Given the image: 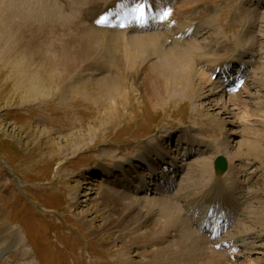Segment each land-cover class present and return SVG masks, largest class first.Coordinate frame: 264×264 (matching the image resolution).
I'll return each mask as SVG.
<instances>
[{
  "label": "rangeland",
  "instance_id": "rangeland-1",
  "mask_svg": "<svg viewBox=\"0 0 264 264\" xmlns=\"http://www.w3.org/2000/svg\"><path fill=\"white\" fill-rule=\"evenodd\" d=\"M167 1L181 5V0H163L157 7ZM209 4L211 16L190 26L185 36L195 39L201 52L209 53L194 65L211 80V66L244 59L249 68L243 74L242 90L229 94L225 86L201 85L195 96L167 95L157 102L128 81L125 89L132 97L116 106V117L109 110L113 98L108 97L110 82L105 78L118 77L126 70L116 67L112 55L99 59L100 69L88 67L94 58L83 60L65 81L66 89L56 86L47 96V58L56 51L47 31L38 40L28 34L22 41L19 36L17 44L11 39V26L0 23V248L4 245L0 264H139L147 259L138 255L147 242L133 244L119 238L130 224L103 227L112 212L103 203L102 192L112 187V179L104 171L100 175L93 171L102 164L113 167L117 161L136 160L149 143L167 147L179 165L174 171L181 175L169 191L166 187L173 182L166 177H173L172 170L161 174L166 192L163 188L160 192L163 183L150 182L146 170L144 179L153 190L146 193L137 187L139 202L152 201L157 210L159 200L170 197L179 202L182 215L189 220L186 207L192 197L202 195L213 179H219L231 194L229 201L239 204V217L222 235L228 245L220 238L216 248L207 232L198 230L209 239L210 247L224 253L227 264H264V225L256 222L254 213L264 206V0H209ZM166 16H161L164 24L154 29L128 32H166L160 44L169 49L172 37L187 25L177 29L174 23L170 29L166 23L171 18ZM61 37L55 41L60 46ZM164 53L160 50L149 63ZM238 63L235 69L240 68ZM69 81L72 90L66 86ZM212 88L217 94L205 97ZM209 99L225 103L229 111L212 107ZM91 127L99 129L90 131ZM78 140L81 143L76 144ZM219 154L229 163L223 174L213 168ZM190 226L197 230L195 223ZM172 235L166 236L165 244H170ZM230 244H237L239 256H229Z\"/></svg>",
  "mask_w": 264,
  "mask_h": 264
},
{
  "label": "bare ground",
  "instance_id": "bare-ground-1",
  "mask_svg": "<svg viewBox=\"0 0 264 264\" xmlns=\"http://www.w3.org/2000/svg\"><path fill=\"white\" fill-rule=\"evenodd\" d=\"M160 1L163 0H0V23L6 22L11 26V39L17 44L19 36L22 41L28 34L38 40L41 32L47 31V34H45L51 41L53 50L56 49V53L54 52L52 57L51 54H48L51 58H47V68L49 70H47V89H44L47 91V96L54 87H64L65 81H68L69 76L74 73V70L76 71L83 60L96 59H91L92 61L88 62V67L97 69L101 57L107 54L108 56L112 55L110 57L113 60L115 59L116 67L126 70L118 77H104L106 82H110L107 89L108 97H111V100L113 98V102L109 104V110L111 113L113 109L115 113L112 112V116L116 117V109L118 108L116 106L123 105L132 97L125 89L128 81H130V85L137 84L139 89H144L150 100L157 102H160L167 95L171 97L195 96L201 85H212L213 87L222 85L221 81L216 83L209 80L205 76V71L200 72L194 65L198 59L207 57L209 53L201 52L195 39L185 37L186 34L189 35L190 26L211 16L212 7L209 0H181V5H173L170 1L169 4H166V7H171L168 9L161 5L156 7ZM154 3L157 17L156 19L149 17V24L154 23L155 25L158 22H160L158 24H163L161 23L163 20L161 16L170 13L166 16L168 20L171 18L170 23H168L170 29H174L172 25L174 23H177V29L187 25L185 30L177 31L176 36L178 38L172 37L173 44L169 49H164L160 44L161 39L167 35L166 32L134 35L129 34L132 30L127 29V24L131 23L130 21L136 22L139 29L145 27L146 25H142L135 14L141 5L144 6L143 13H148ZM101 19L112 20L108 22L111 26H99V24L104 25V23H98ZM173 19L174 21L171 23ZM115 20L122 24H113ZM15 28H18V31ZM143 29L141 28V30ZM59 35L62 36L60 38L63 43L61 46L55 43L56 39L60 37ZM54 37L57 38L53 41ZM61 41L59 42L61 43ZM160 50L165 51L164 56L158 61L149 63L153 56L157 54L159 56ZM231 61L237 63V60H229L220 66L217 65V67L210 64L211 74L219 70L221 73L228 72L229 77L233 78V73L229 70L230 65H227ZM244 61L242 59L239 62L244 63ZM102 62L100 65L105 66ZM246 66L245 72L249 68V63ZM144 72H147V74L141 76ZM77 83L79 82L77 81ZM66 86H71L72 90L73 82L69 81ZM79 87L76 86L74 89L78 91ZM68 91H70L69 88L66 90V95H68ZM31 92H34V90H31ZM216 94L214 88L210 89L207 95L202 93L208 98ZM209 105L220 107L224 113L229 111L225 103L220 105L216 100L209 99ZM117 119L115 118V120ZM97 129L99 128L91 127L89 130L94 131ZM171 134H169V137H172ZM75 143L79 144L81 142L78 140ZM75 143L73 147L76 146ZM159 145L162 148H158L153 143L147 144L136 160L117 161L113 167L102 164L99 168L94 169V175H100L101 171H104L112 179V187L102 192L103 203L109 206L112 212L109 219L105 220L106 223L103 227L130 224L129 231L126 234L122 233L119 238H128L133 244H138V241L147 242L148 246L143 247L142 253L138 254L145 256L147 259L139 261V264H227L229 259L226 260L224 253H219L214 247H210L209 232L207 238L198 230L209 231V228L212 227L209 223L221 218H228L233 221L239 217H237L239 204L229 201L231 194L229 196V193L225 191L226 188H223V185L221 186V180L218 182L219 179H213L202 195L192 197V202L186 204L189 220L182 215L179 202L170 197H162L159 200L157 210H154L152 201L147 200L148 202L146 201L143 205L135 196L138 190L137 187H140L141 191L144 192L153 190L152 188L148 189L151 183L144 179L146 170L147 174L151 175V177L149 176L151 182L157 180V175L158 180H163L165 177H162L161 174L169 170H172L171 173L174 174L176 173L174 170L179 168V165L175 162L176 159L169 156L170 150L161 143ZM139 160L145 163L141 164ZM180 175L181 172L177 175V179ZM205 175V173L202 174V176ZM110 178H106L107 181ZM166 179L171 181L172 178L166 177ZM160 184L162 185V182ZM164 186L165 184H163V187H159L160 192H162ZM190 186L189 183L186 187ZM169 189H171L170 184L166 187V190ZM175 198L177 200V197ZM220 206L222 207L220 208ZM254 213L256 222L264 225V206L259 209L256 208ZM114 215L116 218L113 217ZM235 217L237 218L235 219ZM191 222L195 223L197 230L191 228ZM172 231H178L179 235H172ZM12 233L15 237L16 232L13 231ZM167 235H172L170 244H165ZM174 237H176L175 241H173ZM235 245L229 247V253H231L229 256L231 257L240 255L238 246ZM3 248L4 245L0 248V252Z\"/></svg>",
  "mask_w": 264,
  "mask_h": 264
},
{
  "label": "water",
  "instance_id": "water-1",
  "mask_svg": "<svg viewBox=\"0 0 264 264\" xmlns=\"http://www.w3.org/2000/svg\"><path fill=\"white\" fill-rule=\"evenodd\" d=\"M214 168L218 173H224L228 168L227 158L219 155L214 161Z\"/></svg>",
  "mask_w": 264,
  "mask_h": 264
},
{
  "label": "snow or ice",
  "instance_id": "snow-or-ice-1",
  "mask_svg": "<svg viewBox=\"0 0 264 264\" xmlns=\"http://www.w3.org/2000/svg\"><path fill=\"white\" fill-rule=\"evenodd\" d=\"M137 10L140 11L141 14H143L144 6H143V5L139 6ZM169 14H170V13H165V15H169ZM105 22H106V21L103 20V19H101L100 21H98V23H105Z\"/></svg>",
  "mask_w": 264,
  "mask_h": 264
}]
</instances>
